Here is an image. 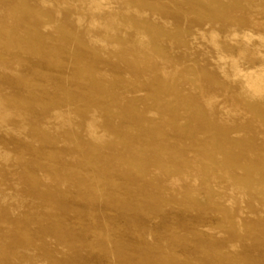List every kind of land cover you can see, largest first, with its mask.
<instances>
[{"label":"rangeland","instance_id":"obj_1","mask_svg":"<svg viewBox=\"0 0 264 264\" xmlns=\"http://www.w3.org/2000/svg\"><path fill=\"white\" fill-rule=\"evenodd\" d=\"M149 1L164 12L0 0V264H264V110L220 73L210 35L226 45L234 19L212 0ZM257 7L237 14L264 24Z\"/></svg>","mask_w":264,"mask_h":264},{"label":"bare ground","instance_id":"obj_2","mask_svg":"<svg viewBox=\"0 0 264 264\" xmlns=\"http://www.w3.org/2000/svg\"><path fill=\"white\" fill-rule=\"evenodd\" d=\"M95 1L96 2H93V4L95 5L94 8L97 12H99L105 0H95ZM259 1H260L259 2L260 6L257 7L254 5V4H256V2H252L249 5H247V4H242L239 0H229V2H227V0H225V1L224 0H212L213 8L215 7V8H220L221 10H224L225 14L230 16V17L225 16V18L226 19L232 18L234 20L230 21V23H228V24H223V25H225V28H226L225 37H224V40H225L224 43L226 45H224V44H222V42L216 40V38H218V35H220V34L215 29L210 31L211 39L213 41L212 44L215 46L214 48H217L220 59H222L223 61L226 59H229L231 62V65H230V62L228 61L229 65L231 67L232 74L229 75L221 67H219L220 73H222L226 79H230L232 77L235 82L239 83L240 87L242 88V91L245 92L246 97L252 101L250 108L253 112L264 110V53L260 51L259 47L252 49L249 44L253 41L252 38L254 37V35H253L254 30L261 31L264 33V24H261L257 20L255 21L252 19L250 20L247 18L239 17L237 13H239V11H242V10L245 11V8H247L248 6L252 7V8H254V7L261 8L262 6H264V0H259ZM20 2H22V1H20ZM140 2H141V0H140ZM142 2H146V6H147V8H149V10L155 9L156 11L164 12L163 7L153 6L149 0H145V1L142 0ZM234 11L236 12V14H233L232 15L233 17H232L230 13H232ZM126 12H128V10ZM107 13L113 17H116L119 14L118 11H113L111 9H109ZM114 14H116V15H114ZM44 15H45V13H44ZM44 15L41 16L40 18L44 17ZM48 16H49V14L46 15V17H44V18L48 19ZM50 17L51 16H49V18ZM22 18L25 19L24 16H22ZM34 19L35 18H33V19L31 18L32 21ZM35 21H37V20H34V22ZM47 22H50V20ZM79 22H81V20H79ZM51 23H53V22H51ZM142 24H143V22H142ZM86 25H87V27L85 28L86 34L89 37V39L91 40V42H93L94 44H98V43L103 44V48L104 47L107 48L108 46H110V44H108L106 42V40L102 41L101 39H98L97 37L92 35V34L97 33V32L102 33L103 31H104V33L108 34L111 31V26H109L108 23H106V22L102 23L96 19H92V20L88 21V23ZM142 26H145L147 28V31L150 30V33L148 34L147 37L150 36L155 40H161L162 41L163 38H160V35H163L164 37L169 36L170 38L174 37V34H172L170 31H167V32L162 31L159 27H157L155 25H152V24L150 25L149 23H144V25H142ZM205 26L210 27L209 23L206 24ZM28 27H30L32 29L31 26H28ZM148 27H149V29H148ZM257 31H255V32H257ZM35 34H36V37H38L37 38L38 40L42 39V36H43L42 34H40L39 32H36ZM74 34H77V33H74ZM200 35H201V33H200ZM17 36H18V31H17ZM261 37H262V35H261ZM144 38H145V35L143 33H141L139 43L141 44L142 48H145V46H146V43H144ZM260 38H258V40H260V41L264 40V37H263V39L262 38L260 39ZM241 43L245 44L246 47H245V49L240 48L237 56H235L233 54L229 55L224 49V47L228 46V45H230V46H241ZM230 46H228V47H230ZM147 47L150 48V45H147ZM257 61L259 62L258 65L256 64ZM247 65H249V67L246 68ZM90 128L91 129L89 130V133H90V135L93 136V137L91 136L93 139L98 140V141L104 140L102 138V136H98V133L96 131V127L94 124H92ZM234 142H235L234 143L235 146H233V148L235 150L242 149L241 146L243 144L241 145L239 140L234 141ZM257 164L258 163L254 164L253 166H255ZM240 190H243L245 192V190L243 188H240ZM241 194H243V193H241Z\"/></svg>","mask_w":264,"mask_h":264}]
</instances>
